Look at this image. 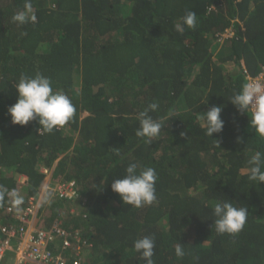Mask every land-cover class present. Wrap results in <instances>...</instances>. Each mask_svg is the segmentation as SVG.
I'll return each mask as SVG.
<instances>
[{
    "label": "trees",
    "instance_id": "trees-1",
    "mask_svg": "<svg viewBox=\"0 0 264 264\" xmlns=\"http://www.w3.org/2000/svg\"><path fill=\"white\" fill-rule=\"evenodd\" d=\"M24 3L0 0V185L23 197L19 206L0 201V229L18 225L5 208L29 209L42 168H54L52 182L73 183L77 195L49 191L41 204L70 235L66 264H145L132 245L149 235L154 264H264V183H250L247 171L264 140L229 102L264 70V0H31L36 19L21 25L12 17ZM186 11L196 27L178 32ZM36 74L76 107L52 132L36 121L14 125L7 114L19 78ZM153 102L149 115L162 130L149 144L135 131ZM212 106L225 124L208 138L197 117ZM129 163L156 170L154 203L135 208L111 191ZM226 198L249 211L235 236L211 227L212 206ZM52 217L41 215L42 228Z\"/></svg>",
    "mask_w": 264,
    "mask_h": 264
},
{
    "label": "clouds",
    "instance_id": "clouds-1",
    "mask_svg": "<svg viewBox=\"0 0 264 264\" xmlns=\"http://www.w3.org/2000/svg\"><path fill=\"white\" fill-rule=\"evenodd\" d=\"M31 13V0H25L24 10L16 13L12 17V21L21 25L30 21L34 22L36 17ZM196 24V13L193 11H186L185 15L181 18V22L176 25V30L178 32H183L185 27L195 28ZM234 33V29L229 27L226 29L223 36L229 38ZM218 44L221 47L222 43ZM219 50L220 49L216 48L214 54L217 55ZM261 74L264 75V70L255 77L249 78V80L251 81L254 78L257 79ZM249 82L242 84L239 91L235 92L229 98V102L238 112L249 117V128L254 130L255 134L258 135L260 139L264 140V87L259 83ZM14 89L17 93L16 102L7 109V114L11 119V123L14 125L18 124L23 126L30 121H36L39 128H42L43 131L52 132L55 128L65 126L75 115L76 107L68 95L59 89L54 90L50 78L41 74H36L34 76L22 75L15 84ZM157 108L158 104L153 102L140 112L138 116L139 127L135 131V136L143 138L145 142L149 144L154 138L159 136L162 130V124L149 115L150 111H155ZM221 111L222 108L220 106H212L206 112L198 113L197 118L202 122L205 135L208 138L212 137L213 134L223 132L225 122L221 118ZM239 142L240 138L238 137L237 143ZM116 154H118V150ZM247 164L248 181L256 185L258 183H264V152L256 151L250 156ZM51 170L54 172V168L50 170L42 168L41 172L45 175V173ZM22 178L25 177L22 176ZM157 179L158 174L154 168L143 167L138 169L136 163H129L123 177L114 179L110 187L111 191L119 196L123 204L140 208L156 201L155 184ZM45 181V194L42 201H44L49 189V184ZM5 196L10 197L12 203L16 206L23 203V197L15 190H9L3 185H0V201L4 200ZM41 204L38 207L37 220L34 223V227L37 225V222H40L38 214L41 209ZM212 215L215 219L211 227L214 226L217 234L235 236L243 229L248 219L249 211L246 206L238 207L234 201L226 198L225 200L214 203L212 206ZM55 219L57 220V216L52 217L49 228L44 229L39 224V228L35 227V229L49 230ZM59 225L61 226V224ZM155 247V238L150 235L134 240L132 245L133 250L139 254L141 261H144L145 264H154L153 257ZM76 249H78L76 250L77 253H75L77 255L79 248ZM53 250H56L58 255L62 254H59V249L53 248ZM73 252H75V249ZM185 254L184 245L182 243H177L174 247L175 257L183 259Z\"/></svg>",
    "mask_w": 264,
    "mask_h": 264
},
{
    "label": "built area",
    "instance_id": "built-area-1",
    "mask_svg": "<svg viewBox=\"0 0 264 264\" xmlns=\"http://www.w3.org/2000/svg\"><path fill=\"white\" fill-rule=\"evenodd\" d=\"M252 82L264 87V75L261 74L259 78H254L249 83ZM20 179L23 181L25 178ZM52 191L61 199L70 200L77 197L73 183L55 185ZM32 200L30 199L29 209L23 210L11 206L5 208L6 214L12 216L18 225L9 224L0 229V264H4L7 253L14 254L13 264H66L53 247L59 244L62 251H58L61 254L70 247V235L56 222L52 223L49 230L35 229L38 202L34 204ZM13 241H15L14 245ZM76 250L78 249H75V253ZM72 264L80 263L76 260Z\"/></svg>",
    "mask_w": 264,
    "mask_h": 264
},
{
    "label": "rangeland",
    "instance_id": "rangeland-1",
    "mask_svg": "<svg viewBox=\"0 0 264 264\" xmlns=\"http://www.w3.org/2000/svg\"><path fill=\"white\" fill-rule=\"evenodd\" d=\"M45 177H46V181L45 182L49 184V187H48L49 189L47 191V194H48L49 191H51L53 189V187L55 186V184L52 182L53 181L52 178L54 177L52 170L49 171V172H47V173H45ZM44 189H45V185H44V188L42 189V192L44 191ZM71 206L73 207V203L71 204ZM63 208L66 210L67 209V206H65V207L63 206ZM41 210L42 211L38 214V217H41V215H43L45 218H50L52 216L49 212H47V210L45 209V207L42 208ZM55 220H54V222L61 224L60 219H57L56 221ZM39 224H40V222L39 223L37 222V225L35 227L36 228H39ZM12 260H13V254H11V253L7 254L6 257H5V264H11L12 263Z\"/></svg>",
    "mask_w": 264,
    "mask_h": 264
},
{
    "label": "crops",
    "instance_id": "crops-1",
    "mask_svg": "<svg viewBox=\"0 0 264 264\" xmlns=\"http://www.w3.org/2000/svg\"><path fill=\"white\" fill-rule=\"evenodd\" d=\"M44 194H45V190L39 195V197L37 198V206L39 207L40 206V204H41V202H42V199H43V196H44ZM13 245L15 244V241H13V243H12ZM7 254H9V253H7ZM11 254H13V253H11ZM13 261H14V254H13V260H12V263H13ZM11 263V264H12ZM4 264H5V262H4Z\"/></svg>",
    "mask_w": 264,
    "mask_h": 264
}]
</instances>
